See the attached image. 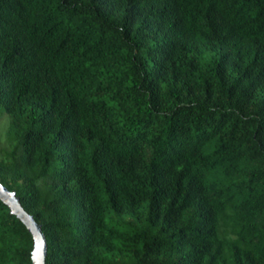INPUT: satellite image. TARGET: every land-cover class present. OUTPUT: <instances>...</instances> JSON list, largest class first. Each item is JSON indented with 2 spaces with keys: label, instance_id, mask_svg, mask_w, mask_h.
<instances>
[{
  "label": "trees",
  "instance_id": "obj_1",
  "mask_svg": "<svg viewBox=\"0 0 264 264\" xmlns=\"http://www.w3.org/2000/svg\"><path fill=\"white\" fill-rule=\"evenodd\" d=\"M0 115L44 264H264V0H0Z\"/></svg>",
  "mask_w": 264,
  "mask_h": 264
},
{
  "label": "water",
  "instance_id": "obj_2",
  "mask_svg": "<svg viewBox=\"0 0 264 264\" xmlns=\"http://www.w3.org/2000/svg\"><path fill=\"white\" fill-rule=\"evenodd\" d=\"M0 200L4 202L11 213L18 217L32 238V247L30 249L31 264H44V256L46 253V241L41 231L40 224L37 223L32 215L28 213L19 203L18 196L13 189H8L0 183Z\"/></svg>",
  "mask_w": 264,
  "mask_h": 264
},
{
  "label": "rangeland",
  "instance_id": "obj_3",
  "mask_svg": "<svg viewBox=\"0 0 264 264\" xmlns=\"http://www.w3.org/2000/svg\"><path fill=\"white\" fill-rule=\"evenodd\" d=\"M4 116L3 115H0V122H3L4 121ZM4 125V123L2 124V123H0V135H1V133L4 131V129H3V126Z\"/></svg>",
  "mask_w": 264,
  "mask_h": 264
}]
</instances>
